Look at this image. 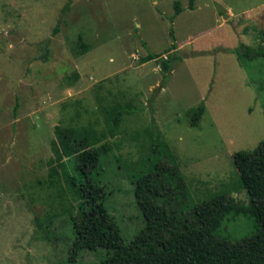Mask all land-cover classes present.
Returning <instances> with one entry per match:
<instances>
[{
  "label": "rangeland",
  "instance_id": "374dc122",
  "mask_svg": "<svg viewBox=\"0 0 264 264\" xmlns=\"http://www.w3.org/2000/svg\"><path fill=\"white\" fill-rule=\"evenodd\" d=\"M263 33L264 0H0V264H101L111 253L72 259L81 202L52 176L59 126L109 144L99 179L126 243L146 224L132 180L155 132L186 186L168 176L186 191L181 212L223 194L248 205L234 155L264 142V57L233 50L264 48ZM149 53L173 71L142 64ZM202 102L194 127L188 111ZM117 104L131 111L111 136ZM258 228L234 211L217 234L242 242Z\"/></svg>",
  "mask_w": 264,
  "mask_h": 264
},
{
  "label": "trees",
  "instance_id": "16d2710c",
  "mask_svg": "<svg viewBox=\"0 0 264 264\" xmlns=\"http://www.w3.org/2000/svg\"><path fill=\"white\" fill-rule=\"evenodd\" d=\"M175 7L173 18L183 11L179 2ZM66 10L67 7L64 12ZM233 52L247 58L264 57L263 46L243 51L238 48ZM150 61H158L167 73L173 71L174 66L167 58L149 53L141 63ZM130 111L127 105L117 104L113 108L109 117L111 136L116 135L122 116ZM205 112L204 102L188 111L191 125L198 126ZM97 136L91 127L59 126L52 142L54 158L49 162L52 176L59 178L58 183L65 182L81 202L78 214L73 218L72 259L82 251L107 248L111 253L101 264H264V142L252 152L241 151L234 155L248 205L223 194L183 213L179 196L181 193L186 196V191L175 189L168 176H177L183 189L185 183L178 177V170L167 163L166 144L155 132L157 139L152 154L145 160L146 165L133 174L132 180L146 224L126 243L106 205L107 187L99 179L101 158L109 144L98 147L100 138ZM234 211L250 212L259 225L257 232L242 242L217 234Z\"/></svg>",
  "mask_w": 264,
  "mask_h": 264
},
{
  "label": "crops",
  "instance_id": "0c3cea01",
  "mask_svg": "<svg viewBox=\"0 0 264 264\" xmlns=\"http://www.w3.org/2000/svg\"><path fill=\"white\" fill-rule=\"evenodd\" d=\"M232 17H233V13H232V12H231V13L229 12L228 16H227V17H224L223 22H224V23H225V22L227 23L228 18L231 19ZM222 24H223V23H222ZM222 24H221V25H222Z\"/></svg>",
  "mask_w": 264,
  "mask_h": 264
}]
</instances>
